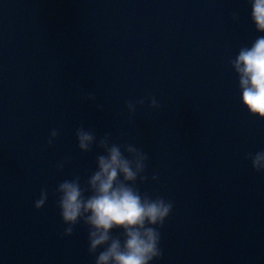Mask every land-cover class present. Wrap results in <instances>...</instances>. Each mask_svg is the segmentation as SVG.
<instances>
[{
  "label": "water",
  "instance_id": "1",
  "mask_svg": "<svg viewBox=\"0 0 264 264\" xmlns=\"http://www.w3.org/2000/svg\"><path fill=\"white\" fill-rule=\"evenodd\" d=\"M260 35L250 0H0V264H95L88 226L65 236L57 205L102 152L78 148L81 124L142 149L138 187L173 202L154 264H264V173L246 159L264 120L230 64ZM150 95L163 107L130 119L126 101Z\"/></svg>",
  "mask_w": 264,
  "mask_h": 264
},
{
  "label": "clouds",
  "instance_id": "2",
  "mask_svg": "<svg viewBox=\"0 0 264 264\" xmlns=\"http://www.w3.org/2000/svg\"><path fill=\"white\" fill-rule=\"evenodd\" d=\"M251 20L259 33H264V0H250ZM233 19L238 20L237 14ZM230 64L237 74L241 101L253 116L264 120V35L258 36L251 46L241 47ZM82 99L95 101L93 94ZM148 105L161 109L163 105L155 96L126 101L131 119L139 107ZM102 110V105L97 106ZM60 132L52 129L48 144L52 145ZM78 148L91 152L97 147V167L81 184V177L65 179L56 188L57 205L66 227L65 236H72L81 221L88 226V252L95 257V264H154L163 256L161 232L173 212L174 204L163 196L153 197L141 192L139 183H146L148 155L133 143H116L112 134L98 138L95 131L83 124L76 130ZM252 168L264 173V150L249 153ZM57 164L62 171L65 163ZM158 181V175L151 177ZM47 188L40 192L34 207L43 209L48 201ZM114 230H122L113 236ZM102 249V250H101Z\"/></svg>",
  "mask_w": 264,
  "mask_h": 264
}]
</instances>
